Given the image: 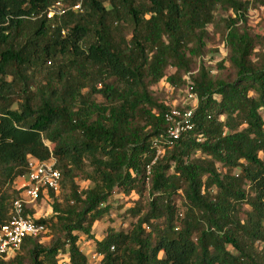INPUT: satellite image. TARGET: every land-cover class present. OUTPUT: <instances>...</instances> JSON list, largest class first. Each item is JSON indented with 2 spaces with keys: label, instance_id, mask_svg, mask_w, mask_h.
I'll return each mask as SVG.
<instances>
[{
  "label": "trees",
  "instance_id": "16d2710c",
  "mask_svg": "<svg viewBox=\"0 0 264 264\" xmlns=\"http://www.w3.org/2000/svg\"><path fill=\"white\" fill-rule=\"evenodd\" d=\"M54 1L0 0V225L31 160L61 175L46 232L0 264H90L81 236L97 264H264V35L247 18L264 0H85L48 20ZM160 83L197 105L156 158L182 107Z\"/></svg>",
  "mask_w": 264,
  "mask_h": 264
},
{
  "label": "built area",
  "instance_id": "2783aa9c",
  "mask_svg": "<svg viewBox=\"0 0 264 264\" xmlns=\"http://www.w3.org/2000/svg\"><path fill=\"white\" fill-rule=\"evenodd\" d=\"M85 0H56L50 3L42 15L48 20L60 19L70 12L80 11ZM194 73V72H193ZM187 99L196 101L193 87L187 84ZM193 108H172L165 113L164 119L168 125L166 135L160 136L154 141L156 158L161 154V143L171 144L179 139L182 133L191 131L194 127ZM156 158L151 164H154ZM150 166L147 167L149 174ZM61 175L54 168V162L39 163L31 160L28 163V173L20 178L24 190L21 197L12 204L10 217L0 225V258L9 259L20 251L21 245L27 237H37L46 232L43 224L37 223L33 218L24 215L26 206L38 201L42 193L58 192ZM97 259L98 256H93ZM58 264H68L65 258H61Z\"/></svg>",
  "mask_w": 264,
  "mask_h": 264
},
{
  "label": "rangeland",
  "instance_id": "374dc122",
  "mask_svg": "<svg viewBox=\"0 0 264 264\" xmlns=\"http://www.w3.org/2000/svg\"><path fill=\"white\" fill-rule=\"evenodd\" d=\"M248 26L254 34L264 35V9L262 8H250L248 12ZM225 57V49L222 45V41L218 34L212 36L210 43L207 45V54L204 61L210 65L211 69L217 70L216 64H218ZM194 73L196 71H193ZM158 95L168 104L185 106V107H196V101H189L187 99L186 88H171L164 83H160L156 88ZM81 187H85L87 184L85 182H79ZM23 183L17 182L16 187H22ZM63 193L61 192L57 197H61ZM52 198L48 193H42V197L39 201L29 204L26 206V213L29 216L34 215L33 219H47L52 216ZM107 226L106 223H98L94 229V235L99 238L102 235V231ZM79 247L82 251L89 257L90 264H97V260L93 259L92 254L94 252L93 242L87 240L84 236L80 237Z\"/></svg>",
  "mask_w": 264,
  "mask_h": 264
},
{
  "label": "crops",
  "instance_id": "0c3cea01",
  "mask_svg": "<svg viewBox=\"0 0 264 264\" xmlns=\"http://www.w3.org/2000/svg\"><path fill=\"white\" fill-rule=\"evenodd\" d=\"M29 217L33 218V217H34V215H32V216H29Z\"/></svg>",
  "mask_w": 264,
  "mask_h": 264
}]
</instances>
